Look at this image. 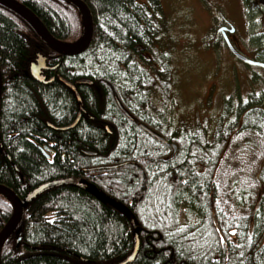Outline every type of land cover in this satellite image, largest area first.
Segmentation results:
<instances>
[{"label": "trees", "instance_id": "obj_1", "mask_svg": "<svg viewBox=\"0 0 264 264\" xmlns=\"http://www.w3.org/2000/svg\"><path fill=\"white\" fill-rule=\"evenodd\" d=\"M17 1L59 41L83 34L67 0ZM83 1L92 40L76 55L49 49L0 4V184L20 199L64 178L94 190L64 183L37 195L4 242L0 264H116L132 252L135 233L139 247L127 264H264V127L226 147L219 121L213 132L206 119L173 125L157 100L170 89V57L158 48L161 0ZM244 4L247 12L249 0ZM37 51L54 57L51 74L89 80L77 85L79 100L62 80L43 84L30 75ZM261 92L245 103L252 122L264 114ZM78 112L75 126L54 128ZM254 141L263 153L251 151ZM11 213L0 194V230Z\"/></svg>", "mask_w": 264, "mask_h": 264}, {"label": "rangeland", "instance_id": "obj_2", "mask_svg": "<svg viewBox=\"0 0 264 264\" xmlns=\"http://www.w3.org/2000/svg\"><path fill=\"white\" fill-rule=\"evenodd\" d=\"M161 2L165 24L162 36L158 40V48L166 50L170 57V66L168 65L170 89L164 99L159 92L157 100L158 105H161V99L164 102L165 109L169 112L167 114L169 120L174 119L173 125L184 121L187 126H192L196 123V118L200 121L206 119L209 127L210 106L206 99L210 93L213 102L212 114L217 113L215 110L220 106V99L227 93L229 96L235 93L232 97L236 98L238 91L244 96L249 89H254L256 94L262 96L264 83L260 77L264 75V69L250 66L236 58L230 49L221 43L216 30L219 24L227 20L232 28H235V33L231 37L238 48L250 50V44L257 48L259 43L257 44L255 38L257 35H264V20L247 26L242 7L243 0H161ZM244 34L247 37L243 44L239 37ZM263 43L264 38L261 44ZM263 46L259 47L262 55ZM260 102L258 111L261 113L263 103L262 100ZM258 117L256 123L264 127V114ZM253 148L251 151H256L255 154L263 153L260 142L254 141ZM187 216L189 213L184 208L181 209L180 219L184 221ZM189 219L194 220L192 216Z\"/></svg>", "mask_w": 264, "mask_h": 264}, {"label": "flooded vegetation", "instance_id": "obj_3", "mask_svg": "<svg viewBox=\"0 0 264 264\" xmlns=\"http://www.w3.org/2000/svg\"><path fill=\"white\" fill-rule=\"evenodd\" d=\"M244 2V0H243ZM243 7V11L245 13L246 19L247 21L250 19L252 21H254L255 24L261 22V20H264L263 17L264 16V0H249V10L246 12L245 11V4L243 3L242 5ZM247 24V22H246ZM233 26L227 21L225 20L224 23L219 24L217 27V33L219 35V37L221 38V43L225 44L231 51V53L238 58L239 60H241L242 62L250 65V66H258L256 64H252V62L247 63V61H245V59H242L240 56L245 57L246 59L253 61V62H258V63H263L264 64V54H261V50L259 47H261V45L263 46V44H261L264 35H259L260 37L258 38V42L257 44V48H254V44H250L251 45V49L250 50H246L244 49H240L238 48L235 40L231 37L234 35V30L232 28ZM246 35L244 34L243 36H240V42L244 44V41L246 40ZM258 37V35H257ZM256 37V38H257ZM44 43V42H43ZM45 44V43H44ZM46 45V44H45ZM47 46V45H46ZM48 47V46H47ZM264 47V46H263ZM264 49V48H263ZM59 54V53H58ZM62 55V54H60ZM240 55V56H239ZM39 57H42L44 60V67L40 70V75L44 77V80L42 82L38 81L36 78H34L31 73H30V66L31 64H34L37 62V59ZM50 59V61H49ZM54 59V57H49L48 55H44L42 52L37 51L36 53V57L34 60L31 61L30 66H29V73L30 75L38 82L43 83V84H47L49 82H52L53 80H56L57 78L62 80L67 86L70 87V89L74 92V94L79 95L78 91H77V85H79L80 80L84 79V78H79L76 79L74 81H70L68 79H65L64 76L61 73H58L57 71L54 73H50L51 71H53V67L50 66L48 64V62H52V60ZM261 67V66H259ZM263 68V67H262ZM264 69V68H263ZM71 71H73V69H71ZM260 80L264 83V75L260 77ZM69 83V84H67ZM72 86L75 87V89H73ZM76 93H75V91ZM264 91V88H263ZM252 93H255L254 89H249L244 96L240 93V91H238L237 97L234 98V96L232 97V95L229 96V93H227L223 99H220V106L217 110H215L217 113L216 114H212L213 113V102L211 99L212 94L210 93L209 96L207 97V104L210 106V111H209V130L211 132L214 131V129L217 127L218 121H219V125L221 126V130L225 132L226 135V147H228L230 144H234V146H238L240 143H244V135L246 133V135H252L253 133L256 134L257 136V132L260 130L259 125L256 122H252L248 119L245 118V114L248 111V108L245 109V103L249 102L250 100H248L250 98V95ZM80 99V97H79ZM262 109H264V96L262 97ZM118 107L122 110V112L128 116V112L122 107V105L117 102ZM81 115V112L77 113ZM76 116V118H77ZM75 118V119H76ZM74 119V120H75ZM80 119V116H79ZM78 119V121H79ZM77 121V122H78ZM67 126V125H64ZM61 126V127H64ZM61 127H54L55 129H59ZM142 127L151 135H153L154 133H156L152 127H148L146 125H142ZM254 128V131H253ZM252 129V130H249ZM60 130V129H59Z\"/></svg>", "mask_w": 264, "mask_h": 264}, {"label": "water", "instance_id": "obj_4", "mask_svg": "<svg viewBox=\"0 0 264 264\" xmlns=\"http://www.w3.org/2000/svg\"><path fill=\"white\" fill-rule=\"evenodd\" d=\"M67 1L77 8V10L79 11L81 15L82 21H83L82 37L76 43H72V44L64 43L54 38L48 32V30L42 24V22L38 19V17L30 9H28L25 5H23L19 1L0 0V4H3L7 8L11 9L15 13H17L20 17H22L26 22H28L51 50L59 54H62V55H76V54H80L84 52L88 48L92 40V31H93L92 16H91V13L87 5L84 3L83 0H67ZM240 57L242 59H245V61L247 62H252V64H257L264 68L263 63L249 61L248 59L242 56ZM43 67H44V60L42 57H39L37 59V62L34 64H31L30 66L31 75L40 82L44 80V77L39 74L40 70ZM80 82L84 83V82H88V80L81 79ZM71 87L75 89L74 86L71 85ZM1 89H2V78H1V72H0V97H1ZM76 97L79 99V95H77V93H76ZM79 116L80 114H78L77 118L71 124L61 127L59 129L65 130V129L72 128L77 123ZM155 137L159 139L160 141H163V138L157 135H155ZM64 183H72L86 190L94 191L92 186L89 185L84 180L76 179V178H64V179H56V180L45 182L37 186L36 188H34L32 191L28 192L27 195L23 199H20L11 189L0 184V194L4 196L10 202L12 206V213L9 219L7 220V222L5 223V225L3 226V228L0 230V252H1L4 242L15 231L16 227L18 226L19 221L22 216L23 208L32 199H34L37 195H39L41 192L45 191L46 189L50 187H53L59 184H64ZM134 237H135V242H134V248L132 252L124 260L116 264H127V263H131L134 260L138 247H139V239L136 233ZM18 241H19V236L17 237V242Z\"/></svg>", "mask_w": 264, "mask_h": 264}]
</instances>
